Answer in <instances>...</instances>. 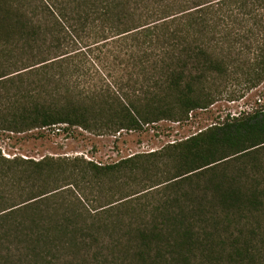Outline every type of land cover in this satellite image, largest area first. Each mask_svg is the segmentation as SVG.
<instances>
[{
	"label": "trees",
	"instance_id": "obj_1",
	"mask_svg": "<svg viewBox=\"0 0 264 264\" xmlns=\"http://www.w3.org/2000/svg\"><path fill=\"white\" fill-rule=\"evenodd\" d=\"M236 49L262 82L264 0H0V132L184 121ZM0 264H264V105L109 165L0 152Z\"/></svg>",
	"mask_w": 264,
	"mask_h": 264
},
{
	"label": "rangeland",
	"instance_id": "obj_2",
	"mask_svg": "<svg viewBox=\"0 0 264 264\" xmlns=\"http://www.w3.org/2000/svg\"><path fill=\"white\" fill-rule=\"evenodd\" d=\"M236 50L250 54L251 61L247 64L250 67L241 68L234 78L218 81L214 103L207 109L191 112L184 121H162L141 131H124L116 136H97L78 128L64 131L63 127L27 134L0 132V152L7 159L22 157L38 161L44 157H79L109 165L134 155L159 151L225 119L260 109L264 105V80L256 83L255 59L261 49Z\"/></svg>",
	"mask_w": 264,
	"mask_h": 264
}]
</instances>
